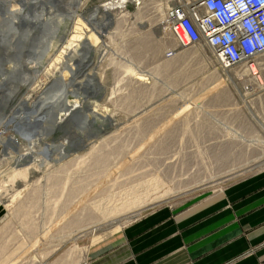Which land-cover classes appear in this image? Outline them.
I'll return each instance as SVG.
<instances>
[{
    "label": "rangeland",
    "instance_id": "1",
    "mask_svg": "<svg viewBox=\"0 0 264 264\" xmlns=\"http://www.w3.org/2000/svg\"><path fill=\"white\" fill-rule=\"evenodd\" d=\"M31 1L43 19L60 21L59 27L49 31L40 23L23 33L21 58L6 55L10 61H3L4 66L13 64L21 77L26 74L33 102L50 74L60 70L55 58L60 43L67 42L64 54L73 57L62 58L73 64L72 70L66 68L72 82L68 97L85 95L89 108L105 119L92 122L87 109L89 121L82 128L70 121L46 131L44 139L53 145L47 155L36 144L19 140L5 154L0 142V264H89L92 247L142 214L187 206L264 169V54L256 59L259 82L243 66L220 68L204 45H176L165 17L175 0H125L113 9L116 22L104 32L88 14L110 0ZM76 21L84 27L82 35L89 33L86 27L98 35L83 70L95 73L96 90L79 85L87 79L81 72L87 59L85 39L73 37L75 29L69 35V24ZM39 32L52 45L37 58L31 49ZM5 47L0 45V58ZM22 60L29 62V70ZM32 68L41 73L33 74ZM62 86L54 84L49 92ZM21 94L15 93L2 112L8 113L11 105L15 109ZM12 135L8 128L0 133L3 139ZM59 142L64 143L61 150Z\"/></svg>",
    "mask_w": 264,
    "mask_h": 264
},
{
    "label": "crops",
    "instance_id": "2",
    "mask_svg": "<svg viewBox=\"0 0 264 264\" xmlns=\"http://www.w3.org/2000/svg\"><path fill=\"white\" fill-rule=\"evenodd\" d=\"M89 264H264V169L187 206L160 207L91 248Z\"/></svg>",
    "mask_w": 264,
    "mask_h": 264
},
{
    "label": "bare ground",
    "instance_id": "3",
    "mask_svg": "<svg viewBox=\"0 0 264 264\" xmlns=\"http://www.w3.org/2000/svg\"><path fill=\"white\" fill-rule=\"evenodd\" d=\"M11 1H14V3H15L14 6H12L13 4L11 3ZM49 1H51V0H49ZM123 2L125 3V0H112V1L110 0L109 2L106 1L105 3L96 5L95 7L92 8V11L89 12L88 19L95 18L96 21L95 22L93 21L94 25H95L94 27L96 29H98L99 31L104 32V31H106L105 29L109 25H111L112 23L116 22L114 16L112 15V11H113V9H118L120 7H123L124 6ZM43 3L46 4V2H43ZM79 3L81 4V2H79ZM3 6L6 7V10L4 12H0V22H2V17L5 16L6 19L9 20V22L10 21L14 22L16 27H13L12 29L8 30V32L10 34V37H11V41H10V43L8 45H6V47H5L6 49L3 50L4 51L3 52L4 55L2 56V58H0V128H3L2 131L0 130V133H2L5 129L8 128V130L12 131L13 135L11 137H7L5 139L1 138V136H0V142H2V144L4 146L3 149H5V154L10 153V152H8V151H10V148H11L10 145L12 143H14L15 140L16 141L19 140L20 143L24 142V143H34V144H36L37 147H38V150L40 152H43V153H45L47 155V154L51 153L53 145H51L49 142L45 141L44 135H45L46 131H52L53 129L57 128L58 126H62V124H67V122L72 121V118L74 116H76V115L80 116L79 118L81 120V124L77 125V127H81L82 128L89 121L90 115L87 112H85V110H87V109L89 110V112L93 116L91 118L92 122L95 120V118H104L105 119V117H103L102 115L98 114L93 109L89 108V105L91 107V104L88 103L87 98L84 97L85 95L83 97H81V96H75L74 98H69L68 97V93L72 92V90H70L71 88H69V86H71L72 82H70L68 79H66V72H67L66 68H70V70H72V65L73 64L71 65V62H69L68 60H64V62H63L62 58H63V56L67 57L68 55L71 56V58L68 56L69 59H72L73 57H72V52H70L71 54H64V50L63 49L67 47L66 46L67 42H66L65 45H63L62 42L60 43V45L62 44L61 45L62 49H61L60 53L55 58L56 62L57 61H61L60 70L57 71L56 75L50 74V77H49L51 79L50 82L39 93L38 97L33 102H31L29 100L31 98V96H32V93L29 91V88H31V87H29L30 84L28 85V82H27L28 79H26L27 76L25 74V76L21 77V74H18V72H17V69H16L17 67L15 68V65H13L12 63L16 60L15 58H17V57H18V59L21 58L20 51L23 49L24 46H22L23 44L21 45L20 43H22V40L23 41L25 40V38H24L25 34L30 33V31H32L36 26H39L40 23H42L44 26L47 25V29L46 30H49V31H51L53 29L56 30L59 27L60 21L51 20V19H47V18L43 19L42 16L38 13L39 6L37 5L36 1H31V0H0V7H3ZM47 9H49V8H47ZM40 13H42V12H40ZM55 15H57V14L55 13ZM44 16H45V14H44ZM63 16H62V18H63ZM76 16H75V18H76ZM165 17H166V13H165ZM76 19L78 20V18H76ZM72 23L69 24L72 27V29L69 32V35L73 32V29H75L78 32V34L77 35H72V36L77 38V39H82V38L85 39L82 42V46H83V48L85 49V52H86L83 55V58L87 59V61L85 60V62H83V66H82L81 72L83 73V76L87 77V79H86V81H83V82H80L81 81L80 80L79 81L80 83L79 82L78 83H79V85L83 84V85H86V86L91 84L93 86L94 90H96L97 89L96 86L93 85V80L95 78L94 77L95 73L91 74L89 72V73L86 74L83 70L85 69V67L89 63V61L92 60L87 53H88V51L90 49L93 48V45L95 43H97L98 35H96V33H94V31H92L90 27H86V26H85L86 27L85 31H88L89 33L87 35H82L81 33L84 32V31L82 32L84 27L81 24V22H80V24L82 26L81 28L77 25V21L74 22V23H76L75 25L74 24L72 25ZM166 23H167V20H166ZM83 24H84V22H83ZM90 25H92V27H93V24H90ZM141 26L144 27V26H146V24H141ZM41 30H42V28H41ZM23 33H25V34L23 35ZM48 33L50 34L52 32H48ZM42 34H43V32H42ZM42 34L40 36L35 37L37 39H35V42H33L34 44H32L33 46H32L31 52H32L33 55L35 54V57H37V58L43 55L42 54L43 53L42 52L43 49H48L52 45V44H50L49 40H46V41L43 40L44 37H43ZM67 35H68V33H67ZM50 36H52V35H50ZM70 37H71V35H70ZM172 37H173V35H172ZM48 39H49V37H48ZM63 39H65V38H63ZM68 40H71V39H68ZM173 40L176 43V45L181 46L175 41L174 37H173ZM32 41H33V39H32ZM40 45L42 46V48H40L42 50L39 49ZM3 47H4V45H3ZM37 49H39V50H37ZM54 52H52V53H54ZM82 54H80V56ZM262 54H264V52L258 54L255 57V59H257ZM6 55L11 56L12 58L15 59L14 61H12V63H11L12 65L10 64L11 66H13L10 69L6 68L4 66V64H3V61L6 62V60L9 59ZM166 55L169 56L168 53H166ZM65 57H64V59H65ZM8 61H10V60H8ZM8 61L6 63H8ZM20 61H19V63H21ZM32 61H34V60H32ZM82 61H83V59H82ZM82 61H80L81 64H82ZM22 63H24L23 65L26 68V70L27 69L29 70L31 68L30 65H27L29 62H26V61L24 62V60H22ZM37 63H38V61H37ZM19 65H21V64H19ZM43 66H44V64H43ZM241 66H243V72L244 73H247L249 76L252 77V79H254V80L258 79V81H259V79H260L259 78L260 65H259L258 62H257L256 69L257 70L259 69V70L257 72L255 71L256 73H254V71H250V70L246 69L244 64L241 65ZM44 69H46V68H44ZM48 69H50V68H48ZM224 69H231V68H224ZM5 70H7V71L5 72ZM31 70L33 71V74L34 73L36 74V72L38 73V71H40V68H39V70H37V68H32ZM32 71H31V73H32ZM21 73H23V71ZM40 73H41V71H40ZM55 73H56V71H55ZM244 75H245V77H247L246 74H244ZM31 76L32 75L30 74L29 77H31ZM36 78L37 77H35V79ZM29 79H31V78H29ZM75 81H77V80H75ZM59 83H61L63 85L61 87V89H58L59 90V94L56 93L58 90L55 92L57 95L55 93L51 94L50 92H51V89L53 88L52 86L54 84H59ZM76 84H77V82H76ZM247 84L249 85L250 83H247ZM21 86H24L26 88H24L22 90ZM73 86H75V85H73ZM32 87H34V86H32ZM243 87L241 88V90L245 89V85ZM79 88H80V86H79ZM73 89H75V88H73ZM82 91H84V90H82ZM17 92L18 93L22 92L21 96L17 97V100L14 103L17 107L14 109V106L11 105L12 107L10 106L11 109L8 111V113L2 112L3 107L6 105V102H8L9 99H11L13 97V95L15 93H17ZM48 93H50V94H48ZM84 93H82V94H84ZM92 95H93V93H92ZM20 109H22V111ZM47 116H49V117H47ZM47 121H48V123L46 125L45 122H47ZM70 125H71V123H70ZM70 128H72V127H70ZM108 128H110V127H108ZM79 135H80V133H79ZM59 146H61V148L59 147V150H61L62 148H64V143L63 142L60 143ZM54 147H55V145H54ZM62 151H64V150H62ZM46 157H48V156H46ZM126 204L127 203H125V205ZM126 206H128V205H126ZM135 213L137 214V211ZM70 216H71V214H70ZM95 229H96V227H94V229H91V230H95Z\"/></svg>",
    "mask_w": 264,
    "mask_h": 264
},
{
    "label": "built area",
    "instance_id": "4",
    "mask_svg": "<svg viewBox=\"0 0 264 264\" xmlns=\"http://www.w3.org/2000/svg\"><path fill=\"white\" fill-rule=\"evenodd\" d=\"M166 20L179 45L206 46L220 68L244 64L259 70L255 57L264 52V0H175L166 8Z\"/></svg>",
    "mask_w": 264,
    "mask_h": 264
},
{
    "label": "water",
    "instance_id": "5",
    "mask_svg": "<svg viewBox=\"0 0 264 264\" xmlns=\"http://www.w3.org/2000/svg\"><path fill=\"white\" fill-rule=\"evenodd\" d=\"M5 10H6V7L4 6L0 7V12H4ZM13 27H16L14 22H11V21L9 22V20H7L5 16H3L2 22H0V45L1 46L8 45L10 43L11 37H10L8 30L12 29ZM79 117L80 116H77V115L74 116L71 122H73L75 125L81 124V120Z\"/></svg>",
    "mask_w": 264,
    "mask_h": 264
}]
</instances>
